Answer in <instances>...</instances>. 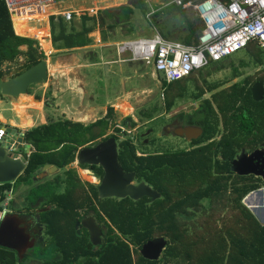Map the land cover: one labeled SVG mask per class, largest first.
<instances>
[{"label":"trees","instance_id":"1","mask_svg":"<svg viewBox=\"0 0 264 264\" xmlns=\"http://www.w3.org/2000/svg\"><path fill=\"white\" fill-rule=\"evenodd\" d=\"M134 8L144 16L148 11L145 0H132V5L98 10L95 14H72L69 20L61 14L50 15L52 47L70 51L88 46L93 42L90 33L103 27L107 32L100 33L101 41H110L112 38L107 33L116 26L122 28L133 15ZM162 12L181 16L186 27V32L180 36L183 44L196 42L200 29L196 15L188 14L181 6L169 4L157 7L152 19ZM37 18L45 23L44 17ZM27 19H13L12 24L4 1L0 0V78L14 77L46 58L36 38L20 36L29 34L40 40L44 38L45 26L28 27ZM252 47L249 45L246 50L251 51ZM255 60L256 64H261L258 54ZM195 73L171 83L162 78L166 110L171 109L177 98L184 96L186 84L194 81ZM257 79L264 82V69ZM253 82L243 79L241 83H233L216 92H213L216 85L206 89L195 85L192 99H202L200 104L190 113H181L178 117L202 129L199 138L191 142L196 147L138 155L129 138L119 141L118 161L123 170L134 172L137 182H145L160 197L155 200L142 197L134 201L126 197L99 201L107 227L114 230V241L109 245L106 243L100 264H108L109 250L113 264H168L179 259L185 264H264V224L242 203L248 193L260 187L261 180L252 175H236L229 169L231 160L241 149L250 152L264 143V98L260 101L252 99L250 85ZM205 91L212 92L209 98H203ZM113 120L114 111L109 106L102 117L88 124L49 119L46 124L28 129L25 141L34 150L27 157L17 182L32 184L45 164L65 168L74 161L79 148L105 139L111 127L119 132ZM121 124L131 127L134 122L128 116ZM65 175L71 184L68 192H74L80 184L76 171L67 169ZM59 181L60 176H55L38 185L30 199L43 196L47 202L53 201L55 185ZM10 186V182L0 184V201ZM255 201L256 194L253 193L245 203L253 207ZM220 212L224 213L222 217ZM44 222L47 232L62 230L58 209L48 212ZM158 236L167 239L160 258L155 261L144 259L139 253L141 246ZM0 264H15V259L2 248Z\"/></svg>","mask_w":264,"mask_h":264},{"label":"rangeland","instance_id":"2","mask_svg":"<svg viewBox=\"0 0 264 264\" xmlns=\"http://www.w3.org/2000/svg\"><path fill=\"white\" fill-rule=\"evenodd\" d=\"M104 1L107 5H105ZM171 1L146 0L147 9L163 8L169 5L168 3ZM58 2H60L61 6L69 5L67 10L73 12L76 16L82 12L95 14L97 10L105 6L114 7L115 9L119 5H132V0H58ZM46 14L48 13L46 12ZM36 15L38 14L34 13L32 16L35 17ZM27 16L29 17V15ZM156 18L159 20V23H157L156 19H152V16L150 21H148L139 9L134 8L133 15L128 22L122 28L116 26L110 34L107 33V36L113 39H121L120 41L138 39L150 36L153 32V26L159 33L161 30L172 33V40H177L176 36L186 32L185 24L177 13L168 14L162 12ZM45 23L47 24L48 33L47 20ZM45 23L43 20L35 17V20L27 23V26L42 28L46 25ZM129 28L131 30L126 34ZM97 30L100 33L102 31L107 32L106 27H103V29L94 30L90 35L95 37ZM25 36L36 38L42 51L46 52L45 60L49 64V81L55 82L57 86L60 84V79L64 76V74H60L61 70H63L60 67V61L65 59L67 54L73 62L74 58H79L83 61L84 65L79 67L82 82L84 83L83 101L85 108L83 111V122L88 123L102 117L107 107L111 106L114 111L113 124L120 131L116 132L111 127L107 135L117 139L116 142L118 143L120 140L129 138L135 146L138 155L176 149H190L192 147L189 142L176 137L173 133L167 132L163 127L165 124H170L179 113H184V111L190 112L200 104L202 99H192V93L196 92V84L203 89H206L210 85H216L217 88L213 91L216 92L229 87L233 83H241L243 79H249V81L256 80L261 76L264 69L263 50H259L258 52L252 49V54L250 55L244 49H240L221 61L209 64L198 70L194 74V81L186 84L184 96L177 98L171 109L166 110L162 96V75L154 73L151 66H147L141 62H119L115 49L113 52V46L97 45L92 42V45L90 44L79 49L58 51L48 48V42L47 44L42 43L45 38L40 40L33 35L26 34ZM256 54L261 57L262 61V67L259 69L257 68L259 65L250 59V56L254 57ZM99 56H102L103 60H100ZM115 59H118V61L105 62V60L112 61ZM240 63H245V66H242ZM57 64L59 66L56 67ZM211 93L205 91L203 98H209ZM56 99L57 97H48L47 104H54V100ZM48 105L45 106L47 110L49 109ZM87 107H92V110L87 109ZM54 113H56V117H59V112ZM4 114L7 117L10 116L8 111H5ZM128 116L134 122V125L131 127L121 124L122 119ZM70 166L78 171L75 162L71 163ZM81 175V179H87L83 174ZM262 184L264 183L261 182ZM257 214H260V211ZM223 215L224 213L220 212V217ZM194 217L198 218L199 216ZM254 217L257 219L255 215ZM33 253L34 255L38 254L37 247L34 248ZM41 256L43 257L44 254ZM168 264H185V261L180 259L177 261L171 260Z\"/></svg>","mask_w":264,"mask_h":264},{"label":"flooded vegetation","instance_id":"3","mask_svg":"<svg viewBox=\"0 0 264 264\" xmlns=\"http://www.w3.org/2000/svg\"><path fill=\"white\" fill-rule=\"evenodd\" d=\"M190 112L184 111V113ZM178 116L170 124H165L163 129L174 134L177 127H199L187 123ZM179 138L185 140L183 137ZM105 139H98L84 147L94 146ZM192 141L189 143L192 147H196L197 145L192 144ZM263 146L264 143L257 148ZM263 157L264 155H260L258 160H262ZM70 164L65 168L56 167L57 169L50 173L40 170L35 175L32 184H23L17 182V179L10 182V189L4 193V198L0 201V220L9 216L11 218L9 222L13 223L11 233L1 236L2 241L8 243L11 248L3 246L0 248L6 250L10 257L15 259V264H84L88 261L100 264L106 243L109 245L114 241V230L107 227L106 218L99 208L100 200L115 199L114 197H99L97 186L103 176L102 167L76 163L75 166L78 167L76 171ZM70 168L76 171L77 176L79 174L80 184L74 192H68V190L71 191V184L67 182L65 175V170ZM81 174L87 179H81ZM55 176H60V181L55 185L56 195L53 201L47 202L43 196L35 200L30 199L34 188L37 191L38 185L51 181ZM254 177L263 181L260 177ZM134 182L137 184L139 181L137 182L134 177ZM57 209L61 213L62 230L47 232L46 221L44 222L47 213L50 211L52 213ZM35 247L38 249L37 255L33 253ZM108 257V264H113L110 250Z\"/></svg>","mask_w":264,"mask_h":264},{"label":"built area","instance_id":"4","mask_svg":"<svg viewBox=\"0 0 264 264\" xmlns=\"http://www.w3.org/2000/svg\"><path fill=\"white\" fill-rule=\"evenodd\" d=\"M11 20L46 11L55 15L58 0H3ZM175 5L191 8L202 23L192 45L171 41L153 31L150 36L119 41L115 51L122 62H141L151 66L165 82L182 80L192 73L219 62L249 45L264 51V0H199L195 3L173 0ZM69 20L71 11L59 13ZM32 16V17H30ZM0 128V139L3 136ZM264 183V181H262ZM264 192V184L254 191Z\"/></svg>","mask_w":264,"mask_h":264},{"label":"water","instance_id":"5","mask_svg":"<svg viewBox=\"0 0 264 264\" xmlns=\"http://www.w3.org/2000/svg\"><path fill=\"white\" fill-rule=\"evenodd\" d=\"M47 37L44 38L47 39ZM47 78V62L41 60L14 77L8 79L0 78V96L17 98L26 94L31 85L45 82ZM250 93L253 100H262L264 98V82L256 80L250 86ZM0 128L4 131L0 139V184H2L14 182L23 172L26 165V162L23 161V156L29 155L31 145L23 141L24 130L4 124H0ZM201 133L202 129L194 126L177 127L174 130L176 136L183 137L187 142L199 138ZM260 155H264V146L255 148L250 152L241 149L231 160L229 169L236 175H254L264 181V157L262 160H258ZM76 162L79 164L100 165L102 167L103 176L97 186L100 198L114 197L115 199H123L128 197L136 201L142 197H148L151 200L160 197V194L145 182L141 181L135 184L134 172L123 171L118 161L117 142L114 137H107L91 147H82L77 152ZM56 169V166L45 164L42 166L41 171L50 173ZM254 192L260 196L259 203L253 206V211L258 213L260 208L264 211L262 191H251L244 197V200ZM10 219L7 216L0 220V246L8 248H11V246L2 241L1 236L11 233L13 223L9 222ZM166 245L167 239L165 237H154L141 246L139 253L144 259L155 261L160 258Z\"/></svg>","mask_w":264,"mask_h":264},{"label":"crops","instance_id":"6","mask_svg":"<svg viewBox=\"0 0 264 264\" xmlns=\"http://www.w3.org/2000/svg\"><path fill=\"white\" fill-rule=\"evenodd\" d=\"M100 1H103V0H100ZM189 1L192 2V3H195V2H197L199 0H192V1L191 0H187V1H184V2H189ZM145 2H146V0H145ZM104 3H106V2L104 1ZM170 3L174 4L173 0ZM170 3H168V4H170ZM105 5H107V3ZM68 6L69 5L61 6L60 2H57L56 6L54 7L55 14H59V13H62L64 10H67ZM119 6H121V5H119ZM103 9H114V7L105 6L104 8H101L99 10H103ZM183 9H185L188 14L189 13L190 14L193 13L194 15H196V13L191 8H183ZM156 10H157V8L148 10L146 15H145V18L148 21H150L151 16L154 14V12ZM37 14L38 15H36L35 17H44L45 22L47 20L48 27L50 28L49 15L46 14V11L39 12ZM24 17H28V16H20L19 20H21ZM156 21H157V23H159V20L157 18H156ZM199 22H200V29H199L198 35H199L200 30L202 28V23H201L200 19H199ZM183 23H184V21H183ZM12 24H13V19H12ZM49 28H48V33H47V24H46L45 25V29H44V31H45L44 37H46V36H48V37H47V39L44 40V42H48V48H52L53 49L51 41H50ZM13 29H14V27H13ZM152 31H156V32L159 33V31L154 26L152 27ZM14 32H15V30H14ZM161 32H162V34L164 36L167 37V38L164 37L165 39H168V40H171V41L181 42L180 41V36H182L183 34L182 35L179 34V36H176L175 38H177V40H172V38H171V37H173L172 33H169L166 30H161ZM159 34L163 37V35L161 33H159ZM17 35H20V34H17ZM20 36H25V35H20ZM27 37H29V36H27ZM197 37H196V40H197ZM92 40H94L93 43H96L97 45H99V44L103 45L104 44L105 46H113V52H114L115 45L121 39H113L112 38L109 42H102L101 41V34L97 30V33H96L95 37H92ZM246 48L244 50L246 52L250 53V55H251L252 54V50L251 51H247ZM77 49H79V48H77ZM252 49L256 50L258 48H256L253 45ZM44 54H46V52ZM99 59L103 60L102 56H99ZM250 59H251V61L256 62L255 56L254 57L250 56ZM260 60H261V57H260ZM114 61H118V59L117 60L115 59V60H112V61H109V60L106 61L105 60V62H108V63L109 62H114ZM72 62H73V60L68 57V54L65 56V59L60 61V67H61V69H63V70H61L60 74H62V75L64 74V76H63L62 79H60V84L58 86H57V84L55 82L49 81V64L47 62V71H48L47 80L45 82L40 83V84L32 85L29 88L30 89V93H26V94L20 95L17 98H10V97H7V96H0V124H4L6 126H11V127L17 128V129H21V130H24L26 132L28 129H30L32 127L46 124L49 119H53V120L68 119V120H70L72 122H80V123H83V124H88V123L93 122L94 120H96V119H94L93 121H90L88 123H84L83 122L82 118H83V111H84V108H85L84 107L85 104H84V101H83L84 83L82 82L81 71L79 70V67L83 66L84 64L82 63L83 61L81 59H79V58L78 59L74 58L73 64H72ZM119 62H122V61H119ZM128 63H133V62H128ZM215 63H217V62H215ZM240 64L242 66H245V63H240ZM258 65H259L257 67L258 69L260 67H262V61H261V64H258ZM57 66H59V64H57L56 67ZM72 72H74V73H72ZM256 80H260V79H256ZM256 80H254V82ZM37 95H39L38 98L36 97ZM48 97H50V98L57 97V99L54 100V104L50 103L48 105L47 104V98ZM46 105L49 106L48 110L45 107ZM91 108L92 107H87V109H91ZM5 111H8L10 113V116L7 117L4 114ZM54 112H59V114H60L59 117H56V113H54ZM52 115H54V117H52ZM23 141L25 143H28V142L25 141V135H24V140ZM79 149H81V148H79ZM33 150H34V148L31 145L30 153ZM76 155H77V153H76ZM76 155H75L74 161L72 162V163L75 162V164L77 163L76 162ZM28 156H23V161L26 162V159H27ZM51 166H54V165H51ZM254 194H256V201H255V205H256V204L259 203V196L260 195L258 193H256V192H254ZM262 195L264 196V192L262 193ZM242 203L249 210H251L254 213V215L257 217V219L259 220L260 223L264 224V211H263V209L260 208L259 209L260 214H257V213H255L253 211V207L252 206L250 207L249 205H247L245 203L244 198L242 200Z\"/></svg>","mask_w":264,"mask_h":264},{"label":"bare ground","instance_id":"7","mask_svg":"<svg viewBox=\"0 0 264 264\" xmlns=\"http://www.w3.org/2000/svg\"><path fill=\"white\" fill-rule=\"evenodd\" d=\"M19 17H20V15H19V16H14L13 19H19ZM20 99H21V98H20ZM24 99H25V98H24ZM27 100H28V99H27ZM27 100H26V101H27ZM29 102H30V101H29ZM29 102H28V103H29ZM254 206H255V205H254Z\"/></svg>","mask_w":264,"mask_h":264}]
</instances>
